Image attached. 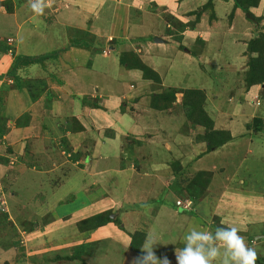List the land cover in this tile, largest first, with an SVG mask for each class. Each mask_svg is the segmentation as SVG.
I'll list each match as a JSON object with an SVG mask.
<instances>
[{
	"label": "crops",
	"instance_id": "1",
	"mask_svg": "<svg viewBox=\"0 0 264 264\" xmlns=\"http://www.w3.org/2000/svg\"><path fill=\"white\" fill-rule=\"evenodd\" d=\"M207 1L50 0L43 15L35 14L28 0H11L10 11L0 4V39L5 38L4 46L13 48L14 55L24 52L19 41L22 33L33 37L28 38L35 46L43 43L56 52L53 61L45 62L53 77L44 78L46 90H56L49 104L45 92L32 101L26 88H17V97L15 90L0 96V111L5 108L2 115L8 127L0 139V264H132L137 253L129 249L130 235L138 224L130 222L156 200L157 186L165 188L167 200L157 197L156 212L142 213L141 256L146 241L154 240L156 257L176 264L178 248L162 254L159 242L164 247L189 225L215 231L214 221L184 212L175 204L181 196L168 190L177 174L172 172L171 159L184 153L198 151L205 156L213 152L207 151L204 141L194 139L202 133L201 126L181 123L182 90H202L203 108L214 128L229 131L232 139L264 128V122H254L253 131L246 126L256 117L253 104L261 102L260 87L241 88L245 73L239 71L244 66L240 52L252 38L245 37V29L255 35L264 33V0L249 12L234 7L233 0H212L210 10L195 19ZM166 17L187 24L183 36ZM41 25L51 33L61 29V34L55 39V33H42ZM66 29L86 39H72ZM194 38L201 43L197 53L191 51ZM89 41L101 43V52H94L95 44ZM225 49L227 53L222 54ZM111 51L117 56H109ZM42 53L46 52L38 54ZM121 53H130L156 76L126 68L119 62ZM14 55L10 51L0 55V90L4 84H14L6 77ZM97 57L113 67L118 77L85 81L83 75L96 72L91 61ZM133 61L126 57V62ZM169 87L176 90L172 106L164 110L151 107V96ZM223 97L230 104L223 105ZM82 98L92 104H82ZM26 112L29 123L16 125V119ZM257 116L264 120L263 114ZM72 117L76 118L73 122ZM79 125L82 129H77ZM259 159L264 161V155ZM258 162L251 160L246 165L255 176L262 172L256 171ZM243 182L240 179L237 184ZM231 191L230 199L237 200V190ZM109 211L121 217L120 225L108 222L87 230L77 228L78 221ZM147 216L151 218L144 220ZM218 226L225 225L219 221ZM250 226L240 233L246 240L254 235Z\"/></svg>",
	"mask_w": 264,
	"mask_h": 264
},
{
	"label": "rangeland",
	"instance_id": "2",
	"mask_svg": "<svg viewBox=\"0 0 264 264\" xmlns=\"http://www.w3.org/2000/svg\"><path fill=\"white\" fill-rule=\"evenodd\" d=\"M205 10H210V8L208 7ZM166 18L168 21H170L168 17ZM252 18L254 19V21L256 20L255 22H259L258 18L254 16ZM170 22H171V26L175 28L174 31L180 32L181 36H183L182 33L184 30H186L184 28L187 26V24H185V26L182 29H180L177 25V22H179L178 20L174 19V22L172 21ZM163 29H165V26H163ZM44 30L50 36H53L52 33H55V36H54L55 39L59 37V35L61 34V29H54V31L51 33L49 29H45V27H42L41 25L40 31L44 33ZM245 30H246L245 37L248 34L252 38L258 36V33L255 35L254 31L252 30L251 32L249 31L250 29H245ZM221 31H219V33ZM67 32H70L69 33L70 38L72 39L74 38H76L75 40H79V38H82V40L86 39V36L84 34H80L77 31L74 32L72 29H66V33ZM221 34L222 33H220V35ZM212 35H215V34H212ZM28 37L29 36H25V34L23 33L20 34L19 41L22 47L21 50H23L24 52L23 54L18 53L17 55L19 57L20 56L21 57L22 56H35L39 52H53L54 51V50H49L43 43H40V44L37 43L38 45L35 46L34 43L30 40V39H33V37H29L30 39ZM4 40L5 38H1L0 42L2 43ZM58 42H60V38ZM89 43L91 44V46H94L95 44L92 41H89ZM199 45H201V43L197 39L194 38L193 43L191 45L192 46L191 51L196 52V53L199 52L201 50V47ZM101 46H102L101 43H96L94 47L95 48L94 52L100 53ZM215 48L216 47H214V49ZM179 49L183 51L185 47L181 45ZM55 51H58V50H55ZM3 52L5 51L0 52V55L1 54L6 55V52L5 53ZM223 53H227V49L223 50L222 54ZM240 53L242 57L241 61L242 63H244V66H243V70H239V71H242L245 73L242 79V85L240 87L246 90L249 89L252 85H258L260 87L259 88L260 98L258 99V101L261 100V102L258 104V102L254 101V104H253L255 106L253 108H255L254 111L256 112L254 113L256 114V117H254L253 121H251L248 125H246L251 130L252 129L251 125L254 122H258V123L264 122L263 119L257 116V113L260 115L262 114L264 115V81L261 83L252 84V85H248L246 83L245 78L247 75V70L249 69L250 62L251 64H254V63L256 64L255 61H258V64H260V60H258L259 57L257 59H254V57L258 55V52H254L256 53L255 55L253 52H250V53L248 52V46L245 51L242 48ZM55 56L56 55H54L53 57ZM109 56L115 57L117 56V53L115 51H111L109 53ZM6 58H8L7 60H11V55H8L7 53ZM53 60L54 58H52V61ZM49 61L51 62L50 59ZM91 64H92L91 65L92 69L95 70L96 72L89 73L85 76L83 75V79L85 81H89L90 79H92V77H94L97 81H100V82L103 81V78L108 77V80H113L114 78L118 77L113 67H109L108 65H106L104 63V60L101 59L100 57L94 58L91 61ZM49 67L50 66L47 65L46 69H49ZM44 69H42L40 64H30L25 67L19 68L17 71V74L18 76L22 78V86H23L22 88H25L24 85L27 79L35 78L34 76H37V78H46V77L50 79L53 78L50 75L51 73L48 74L46 69L45 70ZM51 70H52V67H51ZM102 72H105V73H102ZM104 74L106 75V77H104ZM237 76H238L237 78L240 79L239 74ZM222 88L226 89L224 87ZM233 88L235 89L236 86H234ZM233 88H231V90ZM51 89L52 88L48 89L47 87V90L48 91L50 90V93H52L53 91H56V90H53L51 92ZM165 89H163L162 91H164ZM7 90H15L14 96L15 97L18 96L17 94L18 90L14 84H11L10 86H6V84L2 85V89L0 90V96L3 95L5 92H7ZM226 101H228L226 97L221 98V102L223 105L230 104V101L228 102ZM0 109H2V104H0ZM181 109L183 112V114L181 115H184V118H185V112L182 107V102H181ZM0 114H5V108L0 111ZM176 117H178V115L175 116V122H176ZM70 118H69V121H70ZM184 118L181 123H183V125H186L187 123H189V121ZM196 138L194 137V139ZM231 139L225 144H223L221 147L212 149L213 152H210V154L208 155L202 156L203 154L196 151L195 152L196 154H187V153L185 154L184 153L179 158L171 159L169 163H171L172 172L177 173V174L174 175L175 180L171 184L168 190H170L174 195L176 194L180 195L181 196L180 200H185V199L190 200V197H188V194L185 193V191L184 192L181 191L180 188L187 186L189 181L194 177V175L197 172L199 171L205 172L207 175L204 174L205 176L204 175L203 176L204 177L207 176L209 179L207 189L205 190L203 194H200L199 196H197L198 199L196 198V203H195L196 205L194 204V202L191 201V204H192L191 207L184 208L185 210L184 212L187 213L188 211L189 215H193L195 218H198V219H203V218L208 219L209 217V219L212 222L214 221L215 223V225L213 226L217 225V227H218L219 221H223L225 225L224 227L236 226L240 229V233H242L241 230L243 229H244L243 231H246L247 228L250 226V224L251 225L254 224V226H256L257 229L250 226V228L251 227L253 228L252 231L254 232V235L250 233V236L253 235V237H250L248 238V240L246 239L245 240L249 247H254L257 250L258 259H261V258H264V242H260L261 240H264V163H263L264 161L262 162H258V161L260 160L259 157L264 155V128L259 131H253L246 136L239 134L232 140ZM253 149H254V153H251ZM207 151H210V150H207ZM141 153H142V148H141ZM251 160H256L258 162V163H255L256 167H258L256 171H262L261 173L257 174L258 176H255L251 173L253 169L248 170L246 167V165ZM241 165L243 167H241ZM72 173L73 171H69L70 176H72ZM259 176H262V178L260 179ZM240 179H242L244 182L241 184H237L238 180ZM34 181L37 182V180H34ZM31 184L36 185L34 183H31ZM233 189L237 190L239 194L237 197V200L230 199L231 196L234 195V191H231ZM166 194H167V191H165V188L157 186L156 189H154V195L156 196V200L154 202H149L147 204V209L144 210V212L142 211L139 212L140 216L137 217L136 219H132V221L130 222L133 224V222L135 221V224H138L136 225L135 230L142 231V213L143 215L145 214L150 215V214L155 213L156 210L159 208L158 206L159 201L157 197L161 196V198L166 201L167 200ZM200 200L202 201V204L199 206L198 201ZM172 203L174 204V200ZM150 218H151L150 216L143 217L144 220H147ZM209 219H208V222H209ZM118 220H119L118 223L114 222L117 226L119 225L121 221V217H119ZM189 227L191 226L189 225L188 227H186V230H188ZM126 228L129 229L130 226ZM176 229L178 230V228ZM186 230H185V233L182 234L181 236L179 235L178 238L171 237V243H165L166 245L164 247H163L164 245L163 242H159L160 244H162V249L160 248L161 253L165 254L167 250H170V251L173 249L175 250L174 246H176L178 250L182 249L184 247V236L188 232ZM210 230L213 231V229H210ZM259 232L260 233L262 232V233L259 235ZM81 250L84 251L86 250V248H83Z\"/></svg>",
	"mask_w": 264,
	"mask_h": 264
},
{
	"label": "trees",
	"instance_id": "3",
	"mask_svg": "<svg viewBox=\"0 0 264 264\" xmlns=\"http://www.w3.org/2000/svg\"><path fill=\"white\" fill-rule=\"evenodd\" d=\"M259 1L260 0H233V4L234 7H239L243 11L249 12L250 7H256ZM0 4H2L6 8V10L8 11L11 10V6H10L11 0L1 1ZM208 7H212V0H208L200 9L196 11L195 19H198L201 12L207 9ZM249 14L250 16L253 17L251 13ZM177 25L180 29H182L185 26V24L181 23L180 21L177 22ZM247 46L249 53L258 52V55L254 57V59H257L259 57L258 60H260V64H258V61H255L256 64L255 63L251 64L250 62L245 81L248 85L261 83L264 81V33H258L257 37H254L251 40H249ZM0 51L1 52L10 51L14 55L13 48L4 46L3 42L2 43L0 42ZM54 55H56V52H46L35 56H22V57L21 56L19 57L18 55H14L12 65L6 72V76L10 78V80L14 83L15 87L21 89L23 87L22 78L17 74L18 69L30 64H40L42 69H44L46 68L45 62L49 59L55 58L56 56L53 57ZM127 56H131L133 58L134 60L133 63L126 62ZM119 62L126 68L141 69L144 76H147V73L149 72L152 76H156L155 73L151 71L149 67L141 63L139 59H134V57L130 55V53H121L119 55ZM24 86L27 89L30 99L32 101L38 99L44 92L48 104L49 101L52 99V94L50 93V91L46 90V83L44 78L27 79ZM175 92H176L175 89L169 87L164 91L160 92L159 94L152 95L150 101L151 107L157 110L168 109L169 107L172 106V102L175 100V96H174ZM204 99H205L204 92L200 89L189 88L182 90L181 102H182L183 110L185 112V119H187L190 125L192 126H201L202 133L201 134L198 133L196 136L198 140L205 142L207 146V150H212L221 147L223 144L228 142L232 137L229 131L214 128V122L212 118L207 114V112L203 108ZM82 104L91 105L92 103H90L86 98H82ZM6 120L7 119L2 114H0V139L8 130V127L6 126ZM75 120L76 118L72 117V122ZM29 121H30V116L26 112L20 115L16 119L15 123L18 126H25L29 123ZM77 129H82V126L79 125ZM204 174L207 175L203 171L197 172L194 175V177L189 181L187 186L180 188L181 191L183 192L185 191V193L188 194V197H190V200L194 203H196L197 196L205 192L207 185L209 183L208 177L207 176L204 177L205 176ZM110 213H111L110 211L103 212L82 219L78 221L77 228L79 230H87L104 225L108 222L118 223L119 222L118 218L117 217L111 218ZM144 235H145L144 231H140V230H137L130 235L131 242L129 244V249L137 253L132 264H136L137 258L141 257L139 251L145 237ZM256 264H264V258L258 259L256 261Z\"/></svg>",
	"mask_w": 264,
	"mask_h": 264
},
{
	"label": "clouds",
	"instance_id": "4",
	"mask_svg": "<svg viewBox=\"0 0 264 264\" xmlns=\"http://www.w3.org/2000/svg\"><path fill=\"white\" fill-rule=\"evenodd\" d=\"M31 10L43 15L50 7V0H28ZM155 241H146L144 255L136 264H169L167 258L160 260L153 251ZM176 264H256L258 253L249 247L245 237L236 226H218L215 231L202 230L195 226L184 236V247L175 254Z\"/></svg>",
	"mask_w": 264,
	"mask_h": 264
},
{
	"label": "built area",
	"instance_id": "5",
	"mask_svg": "<svg viewBox=\"0 0 264 264\" xmlns=\"http://www.w3.org/2000/svg\"><path fill=\"white\" fill-rule=\"evenodd\" d=\"M175 204L177 205V206H181V207H183V208H190L191 207V200H189V199H185V200H180V199H177L176 201H175Z\"/></svg>",
	"mask_w": 264,
	"mask_h": 264
},
{
	"label": "water",
	"instance_id": "6",
	"mask_svg": "<svg viewBox=\"0 0 264 264\" xmlns=\"http://www.w3.org/2000/svg\"><path fill=\"white\" fill-rule=\"evenodd\" d=\"M155 41H159L160 42V41H162V39L155 37ZM110 217L113 218L114 217L113 214H111Z\"/></svg>",
	"mask_w": 264,
	"mask_h": 264
}]
</instances>
